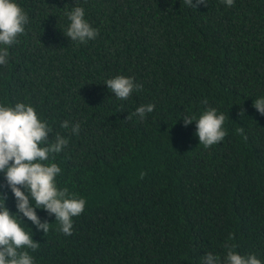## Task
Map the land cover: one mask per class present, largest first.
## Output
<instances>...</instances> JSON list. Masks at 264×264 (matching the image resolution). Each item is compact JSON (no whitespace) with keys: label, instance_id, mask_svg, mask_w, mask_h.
I'll use <instances>...</instances> for the list:
<instances>
[{"label":"trees","instance_id":"obj_1","mask_svg":"<svg viewBox=\"0 0 264 264\" xmlns=\"http://www.w3.org/2000/svg\"><path fill=\"white\" fill-rule=\"evenodd\" d=\"M15 2L28 23L0 65V104L33 106L49 142L68 139L45 163L61 168L58 189L86 200L70 236L44 209L46 235L19 214L40 243L27 249L34 264L223 262L226 244L264 264V115L253 107L264 97V0ZM77 6L98 31L86 43L65 35ZM116 76L142 90L118 99L105 84ZM147 104L143 119L131 115ZM208 107L225 115L227 134L205 148L183 117ZM0 193L16 214L4 173Z\"/></svg>","mask_w":264,"mask_h":264},{"label":"clouds","instance_id":"obj_2","mask_svg":"<svg viewBox=\"0 0 264 264\" xmlns=\"http://www.w3.org/2000/svg\"><path fill=\"white\" fill-rule=\"evenodd\" d=\"M223 2L227 6H233L235 0ZM184 3L195 8L207 6V0H184ZM68 19L70 25L65 35L71 41L86 43L97 37L98 31L87 22L82 7H74L68 14ZM27 23V14L15 0H0V45L5 46L0 47V65H7V46L17 42L18 35L25 32ZM105 84L120 100L128 99L133 91L142 90V85L136 83L134 78L125 76L108 79ZM202 103L207 105V99ZM253 107L264 115V97L255 99ZM154 108L153 104L142 105L131 115L143 119ZM243 114L242 110L239 115ZM131 115L127 118L131 119ZM225 119L223 113L218 114L217 109L212 107L206 108L199 118L191 115L183 117L185 127L195 121L196 136L205 148L225 138ZM69 126V121L61 124L65 129ZM71 130L73 134H79L80 125H73ZM236 131L243 134L244 129ZM51 132L47 121L39 118L33 106L17 103L14 107H8L0 104V173H4L18 209L13 214L6 206L7 197L0 193V264H34L27 249L36 251L40 243L21 226L23 219L20 213L46 235L50 223L42 221L36 211L37 208L44 209L60 223L59 231L70 236L73 234V217L81 215L85 210V199L70 194L67 188L58 189L56 177L61 173V168L56 163H45L50 157L54 158V154L62 152L69 143L68 139L59 134L49 142ZM31 200L35 201V205ZM225 247L228 251L223 262L220 257L208 253L203 257V264H261L255 255L238 254L234 251V245L226 244Z\"/></svg>","mask_w":264,"mask_h":264}]
</instances>
